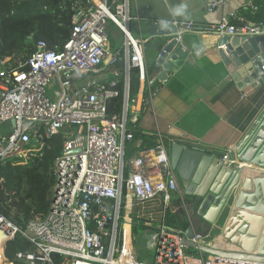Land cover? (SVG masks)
<instances>
[{
	"label": "built area",
	"instance_id": "built-area-1",
	"mask_svg": "<svg viewBox=\"0 0 264 264\" xmlns=\"http://www.w3.org/2000/svg\"><path fill=\"white\" fill-rule=\"evenodd\" d=\"M90 1L95 7L78 13L62 48L51 50L40 41L36 52L15 70L6 71L0 62V128L11 125L0 131V174L8 164L25 165L41 154L48 139L58 135L65 139L63 152L54 163L56 183L47 215L31 221L25 230L0 216V228L7 234L0 246L2 264H17L6 257L5 248L18 234L34 247L33 252L17 254L24 264H259L194 251L185 244L186 232L167 227L166 213L174 202L190 222L192 217L171 164L170 144L162 135H158L156 148L131 158L125 176V143L133 140L139 119L130 107L133 70L138 71L141 89L147 92L144 105H152L159 89H151L156 77L149 72L147 43L130 28L131 0ZM221 4L222 0H214L208 11L214 12ZM237 19L245 22L241 16ZM109 22L123 37L119 53L110 50ZM171 25L176 35L167 45L176 41L175 49L187 52L183 35L193 33L195 23L174 20ZM212 30L219 37L260 34L264 24L247 23L239 28L224 18ZM167 45L157 56L158 73L166 77L170 54L168 59L163 55ZM121 62L123 70L115 69ZM106 67L115 69L109 82L90 77ZM122 77L123 112L109 117L108 101L119 95L115 88ZM261 82L254 83L255 87ZM135 212L154 226L150 234L155 256L145 261L139 260L134 246ZM221 239L222 235H216L202 242L194 237L191 242L241 252ZM221 241L227 248L218 245Z\"/></svg>",
	"mask_w": 264,
	"mask_h": 264
},
{
	"label": "crops",
	"instance_id": "crops-1",
	"mask_svg": "<svg viewBox=\"0 0 264 264\" xmlns=\"http://www.w3.org/2000/svg\"><path fill=\"white\" fill-rule=\"evenodd\" d=\"M213 1L131 0L130 28L136 38L154 46L146 51V58L152 76L156 77L151 89L157 88L159 91L147 114H143L141 126L144 135L158 137L160 134L170 147L178 143L224 158L237 149L242 150L246 143L255 138L258 117H261L264 106H257L253 95L264 88V84L261 82L259 87H255V84L247 86L245 80H241L238 85L218 52L219 36L212 32V28L224 18L240 22L237 18L242 11L252 7L254 0H222V4L210 13L208 5ZM174 20L192 21L196 28L193 33L183 35L187 52H180L177 48L165 63V69L169 72L166 77L163 73H157V56L169 40L167 43L148 42L151 37L149 24H156L160 31L174 36L176 30L171 25ZM115 69L105 68L104 71L113 73ZM90 77L104 82L112 80H107L101 74ZM144 93L140 88L139 97L131 106V110L138 115L144 107ZM192 163L190 168L193 169L196 163ZM247 174L250 177L258 175L251 171H247ZM176 210L181 212L183 208L177 207ZM189 212L191 217L196 215L193 210ZM215 212L214 208L207 217L213 219ZM222 237L223 241L242 252L230 241V235ZM233 240L236 242L235 238ZM239 243L246 248L257 245L249 237L239 238Z\"/></svg>",
	"mask_w": 264,
	"mask_h": 264
},
{
	"label": "trees",
	"instance_id": "trees-1",
	"mask_svg": "<svg viewBox=\"0 0 264 264\" xmlns=\"http://www.w3.org/2000/svg\"><path fill=\"white\" fill-rule=\"evenodd\" d=\"M93 7L95 6L90 0H0L2 68L6 71L18 68L20 63L26 62L36 52L40 41L47 43L51 50L62 48L70 37L78 13L89 12ZM241 17L245 22L230 21L231 24L239 28L247 23L264 24V0H254L251 8L242 11ZM120 51L117 50L116 53ZM116 68L123 70L122 62ZM151 71L149 70L150 74ZM130 82L131 107L138 99L141 88L137 70H133ZM123 86L122 77L115 88L119 95L108 101L109 117L121 115L123 112ZM253 97L257 106H264V88L255 92ZM148 108L144 105L140 111L138 122L133 128L134 138L125 143V176H128L131 158L158 145V137L145 136L142 132L141 122ZM130 117H133L132 113ZM64 141L62 135L54 136L47 140L42 153L30 158L27 164H8L1 168L0 216L6 221L25 230L31 221L42 219L47 215L56 183L54 163L63 152ZM177 207H179L178 202H174L173 208L167 211V227L173 231L187 232L190 221L183 210L181 212L176 210ZM194 211L196 212L197 209L195 208ZM132 221L134 246L139 251V260L145 261L146 257H143V254H150L146 236L152 233L154 226L148 225L138 212L132 215ZM33 251L34 247L31 243L18 234L13 241L7 243L5 255L12 262L24 264L17 259V254Z\"/></svg>",
	"mask_w": 264,
	"mask_h": 264
},
{
	"label": "water",
	"instance_id": "water-1",
	"mask_svg": "<svg viewBox=\"0 0 264 264\" xmlns=\"http://www.w3.org/2000/svg\"><path fill=\"white\" fill-rule=\"evenodd\" d=\"M149 29L148 42L167 43L176 35L160 31L156 24H149ZM145 47L146 51L154 48L152 44ZM175 47L176 41L168 44L163 59H168ZM217 48L238 85L241 80H245L247 86L259 80L264 84V32L223 34L217 41ZM159 63L163 64V60ZM258 119L255 138L242 150L237 149L224 158L178 143L170 147L171 164L184 191L185 204L188 210L197 209L185 239V244L194 251L217 258L264 264V111ZM190 162L196 163L193 169ZM247 171L259 174L250 177ZM214 208L217 211L215 217H207ZM215 232L230 235V241L242 252H226L216 250L212 245L198 246L191 242L194 237L204 242ZM247 237L257 244L255 248H246L239 243V238ZM146 238L148 249L152 250L153 236L148 234Z\"/></svg>",
	"mask_w": 264,
	"mask_h": 264
},
{
	"label": "rangeland",
	"instance_id": "rangeland-1",
	"mask_svg": "<svg viewBox=\"0 0 264 264\" xmlns=\"http://www.w3.org/2000/svg\"><path fill=\"white\" fill-rule=\"evenodd\" d=\"M108 34H109V38H110V41H111V48L110 50L112 52L114 51H117L119 49L122 48V45H123V37L122 35L118 32L117 28L109 22L108 24ZM101 75L105 76L104 78L107 77V80L112 78V72L111 71H102ZM144 99H143V104H144V101H145V93L143 95ZM8 127H11V125H4L0 128V131L1 132H5L7 130ZM216 235H219L218 232H215L212 236L215 237ZM136 250V249H135ZM136 254L138 255L139 254V251L136 250ZM146 257V259H151V258H154L155 256V250H150V254H143V257Z\"/></svg>",
	"mask_w": 264,
	"mask_h": 264
},
{
	"label": "bare ground",
	"instance_id": "bare-ground-1",
	"mask_svg": "<svg viewBox=\"0 0 264 264\" xmlns=\"http://www.w3.org/2000/svg\"><path fill=\"white\" fill-rule=\"evenodd\" d=\"M7 234H6V232L2 229V228H0V246H2L3 245V241H4V238H5V236H6ZM222 240V239H221ZM221 248L223 247V248H227V245H226V243L225 242H219V244H218ZM2 261H3V254H2V250L0 249V264H2Z\"/></svg>",
	"mask_w": 264,
	"mask_h": 264
}]
</instances>
